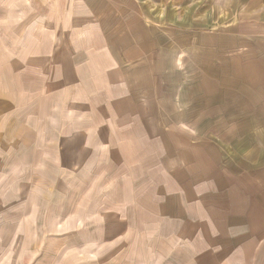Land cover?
Returning <instances> with one entry per match:
<instances>
[{
  "label": "rangeland",
  "instance_id": "1",
  "mask_svg": "<svg viewBox=\"0 0 264 264\" xmlns=\"http://www.w3.org/2000/svg\"><path fill=\"white\" fill-rule=\"evenodd\" d=\"M42 1L10 23L12 58L20 51L28 62L0 71V264H149L147 246L129 243L144 241L138 228L123 229L117 246L100 242L114 238L107 225L129 223L128 207L116 205L125 189L115 195L107 167L114 117L106 111L114 113L112 81L121 76L151 107L170 108V119H156L163 126L200 135L217 165L212 176L250 178L264 193V0ZM97 61L104 79L85 85ZM155 62L166 69H146ZM104 91L106 110L90 101ZM58 112L70 117L54 128ZM82 121L68 145L66 127ZM84 139L101 148L77 163Z\"/></svg>",
  "mask_w": 264,
  "mask_h": 264
},
{
  "label": "crops",
  "instance_id": "2",
  "mask_svg": "<svg viewBox=\"0 0 264 264\" xmlns=\"http://www.w3.org/2000/svg\"><path fill=\"white\" fill-rule=\"evenodd\" d=\"M33 2L39 4L44 1ZM28 5L30 0H0V71L14 69L20 61L28 62L26 56L21 58L20 51L15 52L12 58L10 46V23L20 18L19 13ZM29 59L32 60L29 65L33 67L37 60L32 56ZM152 66L146 69H166L164 62H155ZM133 69L134 66L129 70ZM107 70L104 63H94L93 71L83 74V82L85 85H100L104 79L100 80V75ZM153 81L158 84L164 82L156 78ZM26 83L25 77L20 86ZM158 84L154 92L160 94L163 89ZM123 85L127 89L122 90ZM128 85L132 86L131 80H123L122 76L112 81L116 91L111 97L114 99V113L106 111V116L114 117L108 127V148L114 152L113 160L107 165L113 174L114 187L111 189H114L115 195L118 187L125 189L121 200H116V205L128 207L125 214L129 223L126 225L125 221L122 225L121 221L116 220L113 227L107 225L110 226L109 231L114 230V238H97L94 242L102 240L103 245L113 243L117 246L123 229L126 231L129 228L135 232V228H138L144 241H134L131 237L129 243L132 246H147L146 261L149 264H264V199H261L264 193L252 190L250 178L240 180L217 172L212 176V167L216 169L217 165L208 156L209 153L205 154L200 135L195 132V135L189 134L188 137L186 130L163 126L164 123L156 119H170V108L160 110L151 107L149 100L142 101L132 90L133 87ZM94 87V91L101 90ZM106 94L104 91L90 101L102 106ZM150 96V100L154 101L156 95L152 93ZM127 98L131 100V107ZM64 116L70 117L61 112L53 116L54 128L59 126V118ZM147 117L154 118L153 125L142 120ZM87 126L88 123L82 121L66 127L67 144L75 143L73 132L76 129ZM82 144L85 146L79 147L80 152L75 153L74 161L78 160L77 163L79 159L87 158L86 149L89 152V149L101 148L87 146L85 139ZM97 159L100 160V156ZM120 209H116V212L121 215L123 210ZM72 221L77 224L81 220L74 217ZM97 222L99 227L106 229ZM132 235L135 236L134 233ZM115 256L121 259L122 253L117 252Z\"/></svg>",
  "mask_w": 264,
  "mask_h": 264
}]
</instances>
